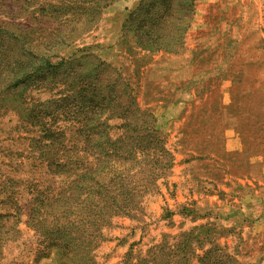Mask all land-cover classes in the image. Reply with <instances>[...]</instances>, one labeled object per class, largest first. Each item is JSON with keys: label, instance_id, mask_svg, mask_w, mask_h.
I'll return each mask as SVG.
<instances>
[{"label": "rangeland", "instance_id": "1", "mask_svg": "<svg viewBox=\"0 0 264 264\" xmlns=\"http://www.w3.org/2000/svg\"><path fill=\"white\" fill-rule=\"evenodd\" d=\"M146 131L133 217L73 213L61 138ZM0 264H264V0H0Z\"/></svg>", "mask_w": 264, "mask_h": 264}, {"label": "trees", "instance_id": "2", "mask_svg": "<svg viewBox=\"0 0 264 264\" xmlns=\"http://www.w3.org/2000/svg\"><path fill=\"white\" fill-rule=\"evenodd\" d=\"M99 123L107 127L105 119ZM151 133L146 131L139 137L127 133L116 140L106 132L81 134L71 149L65 145L68 140L64 136L61 138V145L64 144L61 146V177L71 179L69 191H74L76 199L73 213L78 211L80 215L87 214L93 218V227L99 226L104 218L133 217L130 215L132 208L139 206V199L154 190L158 178L163 176V173L153 174L154 167H166V170L171 159L164 147L160 146V153L152 150L154 147L149 145L157 141ZM118 142H124L126 146L118 154L122 163L114 166L110 152ZM161 153L167 155L166 161ZM96 155V162H90L89 157L95 158ZM83 243L86 244L83 245L84 250L89 243Z\"/></svg>", "mask_w": 264, "mask_h": 264}]
</instances>
